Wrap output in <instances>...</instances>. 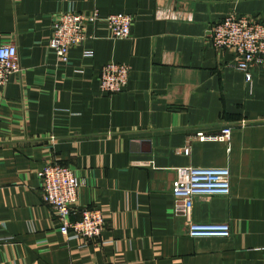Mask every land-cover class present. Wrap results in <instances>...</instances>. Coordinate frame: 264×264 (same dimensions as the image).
<instances>
[{"label":"crops","instance_id":"crops-1","mask_svg":"<svg viewBox=\"0 0 264 264\" xmlns=\"http://www.w3.org/2000/svg\"><path fill=\"white\" fill-rule=\"evenodd\" d=\"M92 7L130 13L131 35L112 37L98 20L59 61L52 19ZM229 11L264 21V0H0V44L15 43L22 68L0 86V264H264V64L247 80L231 50L210 44ZM110 60L130 68L120 91L98 84ZM225 125L227 142L193 136ZM53 160L82 180L72 218L104 209L96 239L58 231L37 175ZM184 165L228 167L229 193L176 210ZM191 221L227 222L230 233L192 237Z\"/></svg>","mask_w":264,"mask_h":264},{"label":"built area","instance_id":"built-area-1","mask_svg":"<svg viewBox=\"0 0 264 264\" xmlns=\"http://www.w3.org/2000/svg\"><path fill=\"white\" fill-rule=\"evenodd\" d=\"M104 21L112 37L131 35L133 16L130 13L116 11L101 16L96 7L88 11L66 9L58 12L52 19L51 31L47 40L48 48L57 59L68 62L69 49L84 44L90 34L87 24ZM210 44L217 50H231L235 55L233 65L243 71L245 79H250V69L264 64V21L248 14L229 11L213 22L207 33ZM91 49L83 53L91 54ZM21 64L15 43L10 40L0 44V86L9 76L21 72ZM130 68L124 62L110 60L98 70L99 87L106 92L120 91L126 84ZM232 126L225 125L219 132L195 130L193 136L201 141H228ZM187 154L189 146L177 149ZM229 169L226 166L184 165L176 168L171 192L175 198L176 210L186 211L191 200L199 195H227L230 191ZM42 200L47 203L58 221V231L66 239H77L81 243L96 239L105 225V211L101 206L85 205L76 212L78 188L82 180L74 170L60 161L44 163L38 170ZM192 237H225L230 233L227 222L191 221L187 227Z\"/></svg>","mask_w":264,"mask_h":264}]
</instances>
